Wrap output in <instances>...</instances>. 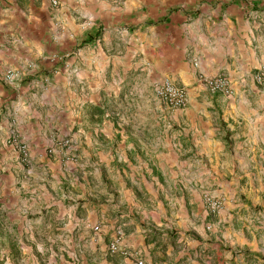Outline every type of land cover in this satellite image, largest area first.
<instances>
[{"label":"clouds","instance_id":"obj_1","mask_svg":"<svg viewBox=\"0 0 264 264\" xmlns=\"http://www.w3.org/2000/svg\"><path fill=\"white\" fill-rule=\"evenodd\" d=\"M241 3L243 24L248 0ZM51 4L48 38L37 43L14 36L13 51L0 55V178L6 177L0 179V231L11 234L12 241L11 246L0 241V264H109L114 254H119L121 264H148L151 248L129 242L112 218L116 209L110 205H89L95 216L91 224L77 218V201L93 192L84 185H73L75 192L66 190L61 178L67 182V173L98 166V157L111 150V142L100 136V123L90 119L96 109H103L105 119L117 116L122 127L138 121L137 131L154 137L155 148L166 147L173 156L179 150L185 159L168 166L170 187L196 194V203L215 199V207L227 206L219 194L224 181L215 165L197 159L202 155L199 142L209 138L204 119L208 113L187 109L190 121L183 122L181 131L172 130L175 121L165 101L171 92V103L178 105L186 90L177 93L174 85H179V78L169 60L181 62L194 90L220 89L230 98L234 107L228 114L237 118L239 144L232 159L243 162L233 179L246 175L252 180L257 174L264 178V91L254 86L264 76V19L253 16L243 36L233 34L239 53L225 68L223 58L213 62L218 50L209 55L216 46L209 41L201 47L204 41L195 33L192 52L175 36L171 41L176 47L168 48L169 40L158 35L149 11L154 5L146 0H51ZM40 8H47V0H40ZM180 25L177 34L188 35L189 26ZM17 45L27 48L28 55H19ZM257 68L258 75L253 73ZM202 99L204 105L196 107L207 105L208 96ZM220 106L228 110L224 100ZM210 115L214 123L216 111ZM245 115L247 123L239 119ZM37 138L51 147L55 163L37 152ZM240 194L236 188V196ZM233 202L240 205L236 215L241 230L246 228L252 237L236 264H264V218L256 217L258 222L253 223L251 210L240 216L243 202L236 198ZM66 206L73 209V216L63 214ZM161 254L156 249L152 259L158 261ZM188 264H194L191 256Z\"/></svg>","mask_w":264,"mask_h":264},{"label":"crops","instance_id":"obj_2","mask_svg":"<svg viewBox=\"0 0 264 264\" xmlns=\"http://www.w3.org/2000/svg\"><path fill=\"white\" fill-rule=\"evenodd\" d=\"M146 3L154 5L149 11L154 17L158 35L169 40L167 42L168 48L176 47L175 42L171 41L172 37L175 36L177 37L176 42L180 43L181 46L185 45L189 52H192L195 48V42L191 33H195L204 41L201 47L207 45L209 41L216 46L210 50L209 55L218 50V56L214 58L213 62L216 63L219 58H223L225 60V68L232 62L235 54L239 53L240 44L233 38V34L238 33L243 36L245 27L253 23L251 19L253 16L258 19H264V7H262L264 0H248L246 14L243 16V24L240 23V13L244 10L241 0H146ZM52 11V5L48 0L45 10H41L40 0H0V55H4L5 50L8 53L13 51L12 41L14 36L19 35L25 40H33L37 43L47 39ZM29 16L33 18L29 20ZM181 23L182 25H180ZM179 25L181 27L184 25L189 26V34L183 35L180 33L178 35ZM101 39L106 41L107 37H102ZM245 42L247 43V41ZM231 49H235L236 52L228 54ZM16 50L21 56L28 55L27 48L17 45ZM169 64L172 67V71L178 76L179 84L186 89L188 97L187 109H192L194 104L192 102L195 97L200 101H197V104L203 106L204 100L202 96L206 93L209 96L208 103L203 108L210 106L208 109L210 112H207L208 115L204 119L206 120V118L210 117L214 109L217 113L218 121L225 125V127L207 128L209 138L206 141L199 142L202 155L197 159L205 165H215L217 175L222 177L224 181L221 184L223 186L219 189V194L226 196V193H228L229 198L227 206L217 213L214 224L205 223L207 213L203 210L202 204L195 202L197 204L196 209L201 213L199 216L197 215L198 212L194 213V207L191 204L194 200H198L194 193L191 194L192 198L189 199L183 198L187 193L182 194L179 192L182 197L179 205L181 212H178L175 216L170 214L171 209L175 205L169 202H158L157 209L149 211L153 221L152 226L156 230H164L163 241L166 238L170 239L173 234H176V243L180 242L181 244L177 248L168 247L165 255L161 254L158 261L151 259L150 251L148 264H188L189 256H191L194 264H205L209 257L214 258L212 264H236L237 255L241 250H246L245 246L251 243L252 237L246 228L241 230V221L236 215L240 205L234 202L231 204L229 199L237 197L236 188H239L241 194L237 200L243 202L240 216H244L251 210L254 214L253 223H257L256 217L264 218V187L261 185L256 188L254 181H260V184H262L264 178L257 174L256 178L252 180H249L246 175H240L238 180L233 179L234 174L241 173L243 162L242 160L232 159L239 151V144L236 142L237 118L234 113L228 114L231 108L234 107L230 98L208 90L204 93L203 90L206 89L194 90L190 82L185 78L183 68L180 66L181 62L177 60L173 63V61L169 60ZM258 69H253V73ZM135 86H138V84ZM254 86L257 90L264 91L263 85L255 83ZM221 100H224L228 105L227 111L220 106ZM93 105L95 107L94 102ZM187 109L184 112L187 116H190ZM183 110L179 111L183 112ZM239 119H243L247 123L246 115L239 117ZM253 119L259 118L253 117ZM207 122L209 125L211 124L209 120ZM99 123L101 125L100 135H106V128L111 127V123L103 118L99 120ZM178 129H181V127H178ZM36 143L40 145L37 149V152L40 153H43L44 148L48 146L41 138H37ZM178 147H182V145ZM163 150L169 151L166 147H163ZM166 154L169 155V159L165 158L163 163L158 159L157 154L144 159L142 162L138 160V163L145 164L144 169L142 167H134L130 176L133 177L135 170H140L143 185L145 188H147L146 186L151 188L153 183L148 184L145 179H149L153 170H155V174L163 176L164 170L169 172L168 166L170 164L174 166L184 162L185 157L179 150L176 151L174 156L170 151ZM159 156H162V154ZM163 156L165 155L163 154ZM126 160L125 157L124 161ZM21 161L23 162L22 155ZM24 167L27 168L26 163ZM152 179L154 178L152 177ZM229 184L234 185V187L229 188ZM159 190L161 192L163 190L161 184L156 186L155 192H159ZM195 216H198L200 224L196 222ZM144 217H147V215H144ZM141 237L144 244L145 235ZM144 247L150 246L148 244Z\"/></svg>","mask_w":264,"mask_h":264},{"label":"rangeland","instance_id":"obj_3","mask_svg":"<svg viewBox=\"0 0 264 264\" xmlns=\"http://www.w3.org/2000/svg\"><path fill=\"white\" fill-rule=\"evenodd\" d=\"M135 85L136 84H134L133 87L139 90V85ZM206 91L207 90H203L204 93ZM211 92L222 94L214 91ZM204 95H206V93ZM197 101L200 102L196 97L193 98V111H202L204 113L210 112L208 111L210 106H207L206 108L196 107L199 106ZM165 105L172 110V119L175 121L171 124L173 132L181 131L178 127H181L183 122L190 121V116H187L184 112L188 108V97L184 108H174L167 103H165ZM179 110H183V112H180ZM105 115V112L101 116L95 112L90 119L99 122L102 118L105 119ZM105 120L111 123V127L106 128V135L102 134L100 136L111 142V150L106 151L104 155L98 157V166L85 170L88 173L87 175H85V171L80 170H74L71 173H67L68 181L65 182L63 178H61V186L66 190L71 188L72 191L75 192L76 188L73 187V185H84L93 192L91 196L82 197L77 201V204L79 205V207L75 209V216L77 218H84L88 224H91L95 219L94 209L89 208L88 206L94 205L96 208H99L101 205H110L112 208L116 209V211L112 213V218L116 220L117 227L122 226L121 231L129 238L130 243H139L142 246H147L149 244L151 248V259L152 253L156 249H160L164 256L168 247L172 246L173 248H177L181 243H176V234H173L170 239L166 238L165 241L167 242L163 241L164 230H156L152 226L153 221L150 212L157 209L158 202H169L175 205L170 212L171 215L175 216L178 212H181L179 208L182 198L181 194L174 188L170 187L171 175L167 170H164L165 172L163 176L155 174V170H153L149 179H145L148 184L153 183L151 188L149 186H146L147 188H145L143 185L140 170H135L133 177H131L130 174L134 170V167H142V169H144L145 164H142L141 162L155 154L158 155V159L163 163L165 158L169 159V155L166 154L169 151L163 150V147L158 149L155 148L152 144V141L155 139L154 137L150 136L146 131H137L135 124L138 123V121L125 122L122 127L119 122V117L117 116H107V119ZM206 120L211 122L209 127H225V125L218 121L217 118L214 123L211 116L206 118ZM43 153L47 155L48 159H52L55 163L50 146H46ZM160 154H164L165 156H159ZM125 157L127 159L126 161H124ZM138 160H141V162L138 163ZM152 177L154 179H152ZM0 179L6 178L3 177ZM159 184L162 185L163 190L162 192L161 190L155 192L156 186ZM221 184L219 189L223 186ZM254 184L255 187L258 188L259 186L264 185V181H262V184H260V181H254ZM53 187H55V185H53ZM228 195V193H226V196L220 194L221 198L226 201L229 198ZM183 198L191 199L192 196L185 194ZM237 198L238 197H236V199ZM229 201L231 204L233 203V199H229ZM191 205L194 207V213L198 212L197 215L199 216L201 212L196 209L197 204L192 202ZM202 207L207 213L205 223L209 224H214L217 213L223 209L222 207L217 212H209L205 209L203 204ZM57 211H60L59 206H57ZM63 214L67 217H71L73 216L74 211L71 207L66 206L63 208ZM144 215H147V217H144ZM198 216H195V220L200 224V220L197 218ZM10 235L11 234L5 235L0 231V241H6L9 246H11L12 241ZM142 235H145L144 244L141 237ZM37 259H40L39 254H37ZM108 259L109 264H121V257L119 254L110 255Z\"/></svg>","mask_w":264,"mask_h":264},{"label":"built area","instance_id":"obj_4","mask_svg":"<svg viewBox=\"0 0 264 264\" xmlns=\"http://www.w3.org/2000/svg\"><path fill=\"white\" fill-rule=\"evenodd\" d=\"M48 1L51 4V0H48ZM259 73H260V70L254 72V74H256V75H258ZM255 83L260 84V85H264V76H261L260 80L256 81ZM174 87L176 88L177 93H179L180 89H185L184 87H182L180 85H174ZM214 92H219V93H222L225 95V93L222 92L220 89H215ZM171 100H172V93L169 92L165 103H167L169 106L174 107V108H184L186 106V103H187L186 91H184V93H183L182 102H180L178 105L172 104ZM222 201H223V199H222ZM214 205H215V199H211L210 201H206L205 203H203V206L209 212H217L222 208V207H215Z\"/></svg>","mask_w":264,"mask_h":264},{"label":"trees","instance_id":"obj_5","mask_svg":"<svg viewBox=\"0 0 264 264\" xmlns=\"http://www.w3.org/2000/svg\"><path fill=\"white\" fill-rule=\"evenodd\" d=\"M96 113L101 116L104 113V110L103 109H96Z\"/></svg>","mask_w":264,"mask_h":264}]
</instances>
